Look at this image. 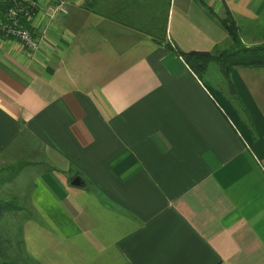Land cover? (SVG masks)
<instances>
[{
	"label": "crops",
	"instance_id": "0c3cea01",
	"mask_svg": "<svg viewBox=\"0 0 264 264\" xmlns=\"http://www.w3.org/2000/svg\"><path fill=\"white\" fill-rule=\"evenodd\" d=\"M210 8L264 29V0H73L37 53L0 37V158L20 167L9 215L30 264H264V69H233L231 91L156 38L226 45Z\"/></svg>",
	"mask_w": 264,
	"mask_h": 264
},
{
	"label": "trees",
	"instance_id": "16d2710c",
	"mask_svg": "<svg viewBox=\"0 0 264 264\" xmlns=\"http://www.w3.org/2000/svg\"><path fill=\"white\" fill-rule=\"evenodd\" d=\"M209 13L218 19L223 28L229 35V42L224 46L217 47L213 52L205 51H190L184 52L178 49L176 46L165 42L166 28L157 31V41L165 46L166 48L173 50L179 55L188 67L199 77L201 80L204 79L205 74L211 64L217 65L224 81L231 91H235L233 83L231 81V73L233 69L252 68V69H264V42L255 45H247L241 37L239 26L234 19L230 11H226L222 16H218L211 8ZM214 97L219 101L227 116L230 117L235 123L238 124L242 133L249 138V128L241 124L240 115L238 109L225 97H223L222 91L213 89L207 85ZM19 209V206L1 200L0 199V220H4L10 212ZM10 239L7 240L8 246L5 245L6 239L3 240L0 234V264H14L8 253V248L12 242ZM12 248V246H11ZM20 252H16L20 255L19 260L22 259V249ZM24 256V255H23Z\"/></svg>",
	"mask_w": 264,
	"mask_h": 264
},
{
	"label": "built area",
	"instance_id": "2783aa9c",
	"mask_svg": "<svg viewBox=\"0 0 264 264\" xmlns=\"http://www.w3.org/2000/svg\"><path fill=\"white\" fill-rule=\"evenodd\" d=\"M73 0H0V37L18 40L37 53L48 37L45 26L67 15ZM39 17L43 26L39 24Z\"/></svg>",
	"mask_w": 264,
	"mask_h": 264
},
{
	"label": "rangeland",
	"instance_id": "374dc122",
	"mask_svg": "<svg viewBox=\"0 0 264 264\" xmlns=\"http://www.w3.org/2000/svg\"><path fill=\"white\" fill-rule=\"evenodd\" d=\"M241 37L243 41L247 45H255L264 42V29L259 27H253L251 29L240 30ZM251 33V34H250ZM20 168V167H19ZM16 165H11L9 161L4 158H0V199L7 202H14V196L18 193H15V190L10 189L9 185L11 182L9 181L10 176H12L15 172L19 170ZM12 187V186H11ZM18 192V191H17ZM18 200L16 204L18 206H23L25 204V200H21L18 195H16ZM22 203V204H21ZM15 204V203H13ZM22 218L14 219L10 215L6 217L4 220H0V234L2 235L3 240L6 239L5 245L7 247V240L10 239L12 244H10V248H8V253L11 260H13L14 264H30L25 257L22 255L21 261L19 260L20 255H17L16 252H20L19 249L21 246V233L20 227L22 224ZM10 242V243H11ZM12 246V248H11Z\"/></svg>",
	"mask_w": 264,
	"mask_h": 264
},
{
	"label": "water",
	"instance_id": "95a60500",
	"mask_svg": "<svg viewBox=\"0 0 264 264\" xmlns=\"http://www.w3.org/2000/svg\"><path fill=\"white\" fill-rule=\"evenodd\" d=\"M75 185L80 186L81 185V180L79 177L75 178L74 182Z\"/></svg>",
	"mask_w": 264,
	"mask_h": 264
}]
</instances>
